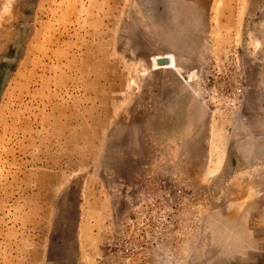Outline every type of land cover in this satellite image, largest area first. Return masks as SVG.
Here are the masks:
<instances>
[{
    "label": "rangeland",
    "instance_id": "1",
    "mask_svg": "<svg viewBox=\"0 0 264 264\" xmlns=\"http://www.w3.org/2000/svg\"><path fill=\"white\" fill-rule=\"evenodd\" d=\"M0 264H264V0H0Z\"/></svg>",
    "mask_w": 264,
    "mask_h": 264
},
{
    "label": "water",
    "instance_id": "2",
    "mask_svg": "<svg viewBox=\"0 0 264 264\" xmlns=\"http://www.w3.org/2000/svg\"><path fill=\"white\" fill-rule=\"evenodd\" d=\"M168 63L167 59H158L157 64L159 65H166Z\"/></svg>",
    "mask_w": 264,
    "mask_h": 264
},
{
    "label": "bare ground",
    "instance_id": "3",
    "mask_svg": "<svg viewBox=\"0 0 264 264\" xmlns=\"http://www.w3.org/2000/svg\"><path fill=\"white\" fill-rule=\"evenodd\" d=\"M171 57V56H170ZM171 59V58H170ZM156 60V59H155ZM173 65H174V60H172L171 59V64L169 65V66H167L168 68H171V67H173ZM162 67V66H161ZM164 67V66H163Z\"/></svg>",
    "mask_w": 264,
    "mask_h": 264
}]
</instances>
